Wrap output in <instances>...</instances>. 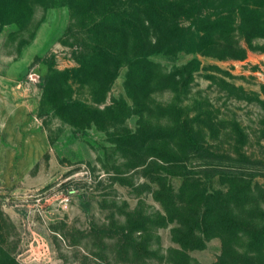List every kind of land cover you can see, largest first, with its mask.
<instances>
[{
    "label": "rangeland",
    "instance_id": "rangeland-1",
    "mask_svg": "<svg viewBox=\"0 0 264 264\" xmlns=\"http://www.w3.org/2000/svg\"><path fill=\"white\" fill-rule=\"evenodd\" d=\"M6 1L0 264H181L164 205L192 201L169 207L189 216L201 192L226 193L218 165L245 169L239 215L264 221V174L251 173L264 164V0H26L13 12ZM245 1L261 9L242 24ZM143 11L174 50L135 63L158 38ZM184 252L216 264L222 238ZM247 258L264 264V252Z\"/></svg>",
    "mask_w": 264,
    "mask_h": 264
},
{
    "label": "trees",
    "instance_id": "trees-1",
    "mask_svg": "<svg viewBox=\"0 0 264 264\" xmlns=\"http://www.w3.org/2000/svg\"><path fill=\"white\" fill-rule=\"evenodd\" d=\"M23 1L26 0H7L5 3V7L10 12H13L17 7H20ZM141 1L143 3L152 2V0H140V2ZM27 4L25 3V5ZM237 9L238 11L235 14H238L240 16L242 24H245V22L247 21H252L251 19L247 18V15L251 13H259L261 7L259 5L251 4L249 3V1H245L243 4H239ZM227 13H230L232 15L234 14L231 13V11H228ZM138 15L141 16L144 19L143 21L148 24L147 29H150L155 36H158V38L157 42L153 45V51L138 53L139 55H137L135 58L136 62H134L145 63L146 58L151 54L160 52L167 53L173 51V45L162 43L160 36L163 37L164 31L163 29H161V25L155 24L153 20L154 17L149 16L150 14L145 11L139 12ZM161 16L166 15L162 14ZM216 30L219 31L224 29L222 25H218ZM121 31L125 33V31H127V27L125 25H122ZM124 35L126 36L127 34ZM214 44L215 46H221L234 52H242V49H240V45H237L236 43L220 44L212 42L210 45ZM176 47L178 48L180 47V45ZM108 50H102V57H112L110 56L112 55L111 51ZM237 57L239 56L235 55V53L231 56V58ZM241 58L243 57L241 56ZM105 63L102 62V65L104 66ZM214 158L218 159V157ZM235 162H238L240 166L248 165L246 161L236 160ZM254 165L256 166V171L251 173H253L255 176L264 174L262 173L264 172V164L254 163ZM216 168H223V171L218 172H222L223 176H226V178L230 179L226 182L227 184H230V187L226 193L218 191L216 193H213L212 197L206 192H201L202 195L200 196L199 194V201L197 202V204L194 205L195 208H197V212H193L189 216H176L175 214H172L171 211H169V207L176 208L175 206H180V211H184L185 206L193 205L192 201L179 200L176 204H174V202L172 203L171 201V205H164L166 213L170 215V220H176L178 226L177 228L173 229L172 234L174 235L175 242L180 245L182 251L175 252L178 253V255L180 256V261H182L181 264H190V261L188 260V257L184 251L189 249L200 248V242L202 244L205 238L210 237L211 232H215L217 236H220L222 238L223 243V252L216 264H253L250 261L251 258L247 257L250 254L259 255L264 252V221L262 219L258 220L255 217H248V221H246L242 220L239 215V212L244 207L246 202L242 201V199H239V195L241 192L240 187L237 185V182L240 181V178L243 175L245 169L236 165H218ZM184 177L187 181H189L190 177L187 174L184 175ZM195 185L198 186V182H196ZM189 222L193 224V228L202 230L203 239H199V243H192L193 235L191 232L193 231V228L191 227L190 229H188L187 226ZM137 228L139 230L143 229L141 225L137 226ZM233 248H239L240 250H244L243 253L245 259L242 262L235 259L236 256Z\"/></svg>",
    "mask_w": 264,
    "mask_h": 264
}]
</instances>
